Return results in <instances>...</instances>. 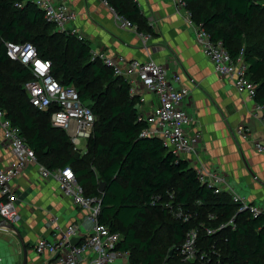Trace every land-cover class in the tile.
<instances>
[{"label":"trees","instance_id":"obj_1","mask_svg":"<svg viewBox=\"0 0 264 264\" xmlns=\"http://www.w3.org/2000/svg\"><path fill=\"white\" fill-rule=\"evenodd\" d=\"M103 1L136 24L138 32L154 33L135 0ZM184 1L195 26L223 41L233 58L243 51L249 78L257 85L255 101L264 104V0ZM6 42L32 43L41 58L52 62L53 76L63 86L74 85L91 108L96 122L86 154L74 149L65 130L51 124L53 108L32 106L24 88L32 73L9 59ZM89 51L86 40L58 32L31 0H0V108L21 129L37 162L50 171L73 169L85 195L101 199L100 222L121 235L119 248L130 251L134 264H194L177 254L187 231L200 223L218 228L235 215V229L229 225L212 236L201 229L200 245L219 250L224 263L264 264V218L238 213L230 194H214L160 139L140 137L146 124L139 120L128 81L101 60H92ZM102 182L104 192L99 191ZM169 194L196 215L190 222L152 204L157 195L166 200Z\"/></svg>","mask_w":264,"mask_h":264},{"label":"built area","instance_id":"obj_2","mask_svg":"<svg viewBox=\"0 0 264 264\" xmlns=\"http://www.w3.org/2000/svg\"><path fill=\"white\" fill-rule=\"evenodd\" d=\"M42 12L48 23L56 26L60 33L74 36L84 41L85 36L78 25V13L68 0H31ZM177 9L186 11L187 21L191 24V15L186 10L184 0H173ZM107 4V2H105ZM113 9V8H112ZM194 25V24H193ZM121 29L134 30L143 41H148L151 34L138 32L137 25L125 17L120 16ZM196 43L203 50L204 55L211 61L217 75L230 80L240 95H245L254 101V115L261 114L264 127V104L255 101L257 85L249 78V65L244 60L243 51L233 58L221 40H213L209 33L201 27L195 26ZM7 56L10 60L18 61L27 66L33 79L25 83L30 103L35 108L46 111L53 108L51 124L66 131L74 149L82 154L87 149V142L92 137L96 116L89 106L84 104L74 85L63 86L51 73L52 62L39 56L37 48L29 42H6ZM92 60L99 59L109 67L115 76L126 79L129 83V94L137 99V109L149 100L146 95L155 98L150 111L138 109L139 120L146 125L140 137L158 138L163 146L177 160L187 161L196 171L200 183L212 189L214 194L228 193L232 201L239 205L238 213L248 212L252 217H263L264 208L251 203L247 197L233 192L228 176L217 169L207 167L198 152L201 136L198 132H190L194 119L185 107L190 96V89L179 86L181 77L170 75L168 69L152 58L146 60L128 59L124 55L113 56L104 51L90 48ZM0 132L2 141L15 157L11 167L0 166V217L9 224H17L20 219L17 206V194L14 191V181L23 173L30 163L38 165V173L48 179L54 177L59 183L62 193L70 198L73 204L86 213L91 224L88 234L81 232L76 222H70L65 227L58 225V218L53 217L50 225L55 230V238H41L36 242L35 250L38 254L51 256L60 264H134L130 261V251L119 248L122 237L113 232L109 226L100 222L101 199L89 197L84 193L83 186L78 182L71 167L50 171L37 162L35 152L29 147L22 136L21 129L6 117L0 108ZM234 135L242 141H250L254 149L264 154V134L254 138L249 127H238ZM82 141L85 142L84 146ZM158 204L168 210L171 215L184 223L190 222L196 215L187 211L184 204L176 202L173 194L165 200L157 195L152 204ZM236 215L218 228L199 226L187 231L184 241L177 249L182 261L194 264H230L224 263L219 250H205L200 245V230L208 236L231 225L236 228ZM214 221L216 216L209 215ZM79 238L75 242V239Z\"/></svg>","mask_w":264,"mask_h":264},{"label":"crops","instance_id":"obj_3","mask_svg":"<svg viewBox=\"0 0 264 264\" xmlns=\"http://www.w3.org/2000/svg\"><path fill=\"white\" fill-rule=\"evenodd\" d=\"M136 2L154 31L146 42L136 31L121 29L120 16L105 1L68 0L78 13V25L90 48L128 59L152 58L163 64L170 75L181 77L179 86L191 91L185 107L194 119L189 131L201 136V160L207 167L224 172L234 193L264 208V154L258 153L252 142L234 135L241 126L249 127L254 138L264 134L262 115H254V101L237 93L230 80L215 73L211 61L196 43L195 27L187 21L185 10L177 9L173 0ZM146 98L149 101L142 108L150 111L156 100L148 94ZM14 160L0 132V166L11 167ZM37 167L30 163L14 181L20 214L14 226L23 243L0 217V264H24V250L26 264H60L35 250L39 239L55 238L50 225L53 217L58 218L61 228L76 222L83 234L91 230L86 213L62 193L54 177L42 178Z\"/></svg>","mask_w":264,"mask_h":264},{"label":"water","instance_id":"obj_4","mask_svg":"<svg viewBox=\"0 0 264 264\" xmlns=\"http://www.w3.org/2000/svg\"><path fill=\"white\" fill-rule=\"evenodd\" d=\"M104 190H105V183L104 182H102L101 184H100V187H99V191L100 192H104ZM4 223H6V221H4ZM7 224V223H6ZM7 226H9L11 229H13V230H15L16 231V233H18V235H19V232H18V230L16 229V227L14 226V225H12V224H7ZM19 239L21 240V242L23 243V239H22V237L19 235ZM25 251V259H24V264H26V261H27V258H26V250H24ZM173 253H172V251L170 252V255H172Z\"/></svg>","mask_w":264,"mask_h":264},{"label":"rangeland","instance_id":"obj_5","mask_svg":"<svg viewBox=\"0 0 264 264\" xmlns=\"http://www.w3.org/2000/svg\"><path fill=\"white\" fill-rule=\"evenodd\" d=\"M135 1H136V0H135ZM73 57H74V54L71 53V59H73ZM72 64H75V63H72ZM72 64H71V65H72ZM75 66H77V65H75ZM87 103H88V104H94L93 101H87ZM138 109L142 110L143 108L139 106ZM96 127L98 128V124H97ZM84 144H85V142L82 141V145H83V146H84ZM86 153H87V149L85 150L84 154H86ZM146 228H147V227H146Z\"/></svg>","mask_w":264,"mask_h":264}]
</instances>
